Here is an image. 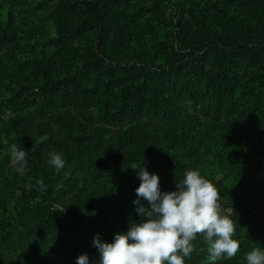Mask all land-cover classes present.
<instances>
[{
    "label": "trees",
    "instance_id": "obj_1",
    "mask_svg": "<svg viewBox=\"0 0 264 264\" xmlns=\"http://www.w3.org/2000/svg\"><path fill=\"white\" fill-rule=\"evenodd\" d=\"M141 166L217 187L240 249L216 264L264 250V0H0V264H99L94 237L140 220Z\"/></svg>",
    "mask_w": 264,
    "mask_h": 264
},
{
    "label": "clouds",
    "instance_id": "obj_2",
    "mask_svg": "<svg viewBox=\"0 0 264 264\" xmlns=\"http://www.w3.org/2000/svg\"><path fill=\"white\" fill-rule=\"evenodd\" d=\"M47 139L46 136L39 141ZM27 152L16 144L10 147V167L23 173ZM48 164L57 172L65 166L58 152L48 153ZM141 181L135 189L139 222L131 221L126 233H117L112 242L101 240L99 234L93 246L99 252V264H185L195 250L192 241L203 235L208 260L216 264L232 259L240 249L235 235V222L225 214L217 187L199 170H186L176 182L175 191H161L160 178L144 166L138 169ZM40 191H47L43 181H37ZM62 185L57 186L59 190ZM147 202V207L141 201ZM59 209V205H54ZM246 264H264V250L254 247L245 255ZM76 264H89L87 254Z\"/></svg>",
    "mask_w": 264,
    "mask_h": 264
}]
</instances>
